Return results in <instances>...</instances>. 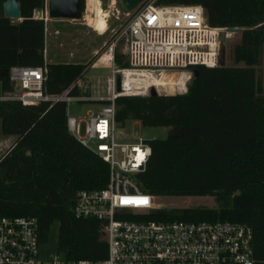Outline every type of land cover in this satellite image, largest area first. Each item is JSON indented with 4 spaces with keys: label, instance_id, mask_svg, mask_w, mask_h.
I'll return each instance as SVG.
<instances>
[{
    "label": "trees",
    "instance_id": "1",
    "mask_svg": "<svg viewBox=\"0 0 264 264\" xmlns=\"http://www.w3.org/2000/svg\"><path fill=\"white\" fill-rule=\"evenodd\" d=\"M0 0V96L20 87L12 66L48 68L44 82L52 94L69 89L89 94L78 80L86 64L45 60V22L34 16L46 0H18L23 19L5 16ZM158 4H195L211 26L240 27L235 64L201 68L183 93L121 95L116 121L138 120L144 126H167L166 138L149 140L152 155L136 176L140 188L157 196H213L217 206L157 207V220L228 219L253 230L255 264H264V88L259 79L264 31V0H158ZM107 57V56H106ZM118 66L127 55L115 52ZM8 69V73H5ZM65 101L25 104L0 101V130L15 136L0 158V215L34 216L45 253L66 258L100 259L107 255L101 220L76 217V194L102 189L110 166L69 131Z\"/></svg>",
    "mask_w": 264,
    "mask_h": 264
},
{
    "label": "built area",
    "instance_id": "2",
    "mask_svg": "<svg viewBox=\"0 0 264 264\" xmlns=\"http://www.w3.org/2000/svg\"><path fill=\"white\" fill-rule=\"evenodd\" d=\"M99 1L102 6V0ZM157 1L143 0L133 11L126 10L129 19L101 60L112 70L107 78V95H71L69 89L52 94L44 86L46 64L11 67L10 76L20 89L0 96V101L5 98H17L25 104L65 101L69 131L109 164L108 185L102 189L79 190L74 207L76 217L101 220L108 248L107 255L100 259L66 258L58 253L46 256L36 217L0 215V264H255L253 230L248 224L228 219L147 217L157 208L155 196L140 188L136 176L146 170L152 146L144 138L122 140L123 131L116 121V98L149 95L152 87L157 90L164 87L153 85V76L164 77L172 70L178 71L176 79L185 77V83L169 85H178L186 92L194 75L190 65L219 64L220 33L225 29L206 23L200 5H160ZM114 3L115 0H110L109 7ZM110 13L106 16L105 30ZM41 19L48 31L47 12ZM123 36L128 39L129 65L120 67L115 60V47ZM90 100L101 102V107L88 116L70 113L71 103Z\"/></svg>",
    "mask_w": 264,
    "mask_h": 264
},
{
    "label": "rangeland",
    "instance_id": "3",
    "mask_svg": "<svg viewBox=\"0 0 264 264\" xmlns=\"http://www.w3.org/2000/svg\"><path fill=\"white\" fill-rule=\"evenodd\" d=\"M102 1L105 12L111 11L107 30H105V27L104 30L96 31L95 26L93 27L92 20L94 19V5L91 4L92 2L89 0L90 3H87L85 18L82 19L83 21L85 20L84 25L79 24V22H76L75 24L63 22L58 26L54 24L51 35L46 36V60L50 62L74 61L86 64L84 73L85 78L82 79L81 83L93 97L108 94L107 78L112 74V70L109 65L104 66L105 63L101 62L102 56L108 52L111 41H113L117 33L129 19L121 0H115V3L111 4L110 7V0ZM116 13L119 14L117 15ZM15 21L20 20L15 19ZM102 24L98 23V25ZM57 28L59 32L55 33ZM240 38V32H233L228 34L223 44L220 42L219 55L224 59L225 64H235L233 50L234 45L239 42ZM127 46V36H123L118 41L115 47V52L119 49L124 55H127ZM173 71L174 70L168 71L169 75L166 76H173L175 78L178 71ZM258 71L259 79L263 87L264 45L262 51V63L258 66ZM158 92L159 94L183 93L178 85L161 86L158 89ZM100 107L101 102L90 100L73 102L69 106V109L70 113L73 115L88 116L91 111L98 110ZM84 126L85 125L83 124V131ZM119 127L124 135L122 140L128 141H136L139 140V138L148 140L154 138H166L169 131L167 126H144L138 120H129L124 126ZM14 142L15 136L4 135L0 130V158L13 146ZM155 205L162 208L189 207L195 205L214 207L217 206V200L213 196H157L155 197ZM53 250V252L46 251V256L57 253L55 249Z\"/></svg>",
    "mask_w": 264,
    "mask_h": 264
},
{
    "label": "water",
    "instance_id": "4",
    "mask_svg": "<svg viewBox=\"0 0 264 264\" xmlns=\"http://www.w3.org/2000/svg\"><path fill=\"white\" fill-rule=\"evenodd\" d=\"M123 6L128 11H133L143 0H121ZM88 0H47V7H37L34 11L36 18H41L44 12H47L48 17L52 19H74L82 20L85 18ZM4 14L13 19H23L20 2L18 0H6L4 2ZM47 10V11H45ZM257 29L264 31V22L256 26ZM243 29L240 27H228L221 30L220 39L221 43L225 42L226 37L230 33L241 32ZM220 64H225L224 59L220 57ZM193 69L195 76L199 74L201 68L206 67L204 64L190 65ZM8 73V69H5ZM118 89H121V75H117ZM264 88V86H263ZM159 92L155 87L150 90V95H158Z\"/></svg>",
    "mask_w": 264,
    "mask_h": 264
},
{
    "label": "bare ground",
    "instance_id": "5",
    "mask_svg": "<svg viewBox=\"0 0 264 264\" xmlns=\"http://www.w3.org/2000/svg\"><path fill=\"white\" fill-rule=\"evenodd\" d=\"M90 2H92L91 4L94 5V7H93L94 8V11H93L94 12V19L92 20L93 21V26H95L96 31L104 30V28L107 25L106 16L108 15V12H105L103 7L100 5V1L99 0H90ZM90 2H88V3H90ZM97 22L101 23V24L103 23V24L102 25H98ZM151 83H153V85H164V87L165 86H172L175 83H180L182 85V84L185 83V77L180 78L178 80V79L174 78L173 76H164V77L153 76V78L151 80ZM169 84H172V85H169Z\"/></svg>",
    "mask_w": 264,
    "mask_h": 264
},
{
    "label": "crops",
    "instance_id": "6",
    "mask_svg": "<svg viewBox=\"0 0 264 264\" xmlns=\"http://www.w3.org/2000/svg\"><path fill=\"white\" fill-rule=\"evenodd\" d=\"M102 3H103V1H102ZM102 7H103V4H102ZM104 8V7H103ZM127 10V9H126ZM63 22H70L71 24L72 23H76V22H79V24H81V25H84L85 24V20L83 21V20H74V19H52V18H49V23H48V25H49V30L48 31H45V60H46V36L47 35H51V32H52V28H53V25L54 24H56V26H58V25H60V24H62ZM59 32V30H58V28L55 30V33H58ZM46 62H50V61H47L46 60ZM66 62H74V61H66ZM79 63H82V62H79ZM101 65V64H100ZM104 66H108V65H105L104 64ZM85 73V72H84ZM83 78H85V75H83V77L82 78H80L79 80H78V83L81 85V86H83L82 85V83H81V81H82V79ZM100 96V95H99Z\"/></svg>",
    "mask_w": 264,
    "mask_h": 264
}]
</instances>
